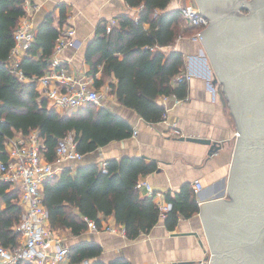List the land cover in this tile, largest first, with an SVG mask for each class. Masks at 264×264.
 <instances>
[{
    "label": "trees",
    "instance_id": "16d2710c",
    "mask_svg": "<svg viewBox=\"0 0 264 264\" xmlns=\"http://www.w3.org/2000/svg\"><path fill=\"white\" fill-rule=\"evenodd\" d=\"M133 9H140L139 18L123 14L118 24L107 33L98 30V37L90 45L87 61L91 74L101 68V86L114 76L112 94L123 107L134 110L143 120L156 124L165 120L167 111L159 104L161 97L184 99L187 96L186 63L184 54L172 49L180 37L195 36L200 30L189 27L179 10H170L173 0H125ZM22 0H0V149L5 150L9 140L26 138L37 131L45 145V159L54 164L58 142L72 135L78 150L87 156L114 141L132 137L131 125L107 108L90 105L74 115H61L50 109L38 92V82L48 69L49 60L61 29L49 18L37 29L34 45L21 59L20 70L25 80L13 72L15 33L25 15ZM65 20L62 15L61 23ZM184 23L186 25H184ZM171 48L165 53L160 49ZM222 87L219 93L222 96ZM85 158V157H84ZM0 154V161H7ZM75 162L71 167L43 185L44 205L48 211L51 229L70 232L78 237L88 231L85 219L100 228L102 220L114 217L123 226L128 240L149 235L160 221L173 232L181 219L199 215L200 206L191 185L179 193L167 195L171 210L165 219L160 217L153 197H142L136 188L146 176L156 172L154 163L141 158L124 157L98 163ZM66 165V164H65ZM23 210L19 193L9 184L0 183V243L7 249L21 244L17 231ZM70 264H107L101 260L103 249L95 243H81L71 247ZM19 264H33L23 261ZM108 264H130L117 260Z\"/></svg>",
    "mask_w": 264,
    "mask_h": 264
},
{
    "label": "crops",
    "instance_id": "0c3cea01",
    "mask_svg": "<svg viewBox=\"0 0 264 264\" xmlns=\"http://www.w3.org/2000/svg\"><path fill=\"white\" fill-rule=\"evenodd\" d=\"M182 1L183 5H187L186 0H173L170 10H179ZM34 2L38 6L34 16L36 31L49 18L58 29L66 26L75 30L76 40L81 47L70 48L62 55L72 77L79 81H92L94 87L105 95V101L98 109L107 108L112 111L126 120L137 133L128 139L114 141L99 148L85 156L82 164L98 163L101 166L108 160H119L124 157H136L143 159L147 164L154 163L157 167L156 172L141 181L149 183L152 187L156 195L154 198L156 204H167L169 193L174 196L184 186H193L197 181L203 187L202 191L196 194L200 213L202 204L210 203L213 199L233 201L229 195V187L238 130L219 93L223 84L212 85L217 74L204 40H196L195 36L180 37L172 47L184 54L186 72L191 76L187 85V96L180 100L175 97L159 98V104L167 111V118L160 123L152 124L143 120L134 110L119 104L116 96L112 94L111 86L118 84L114 76L107 78L103 85L97 86L96 81L102 78L101 68L93 75L91 64L87 61L89 47L98 37L100 28H107L111 21H117L123 14L138 19L141 10L131 8L125 0H34ZM62 15L65 16L63 23ZM160 50L167 53L171 48ZM18 52L20 59L27 55L23 51ZM57 113L74 115L77 112ZM182 138L211 140L222 143L223 148L210 157L209 146L181 140ZM75 164L66 163L63 168ZM139 193L142 197L146 196L144 190ZM200 213L189 220L181 219L173 232L168 231L164 222L160 221L149 235L133 241L121 233H110L106 230L107 226L124 228L117 225L114 217L102 220L99 231H93L88 226V231L78 237L66 231L57 233V236L69 249L81 243L98 244L103 249L101 260L107 264L117 260H126L130 264L184 262L209 264L205 258L210 252L208 245L210 238L203 215L200 216ZM192 233H196L197 237L189 235ZM67 264H70V261Z\"/></svg>",
    "mask_w": 264,
    "mask_h": 264
},
{
    "label": "water",
    "instance_id": "95a60500",
    "mask_svg": "<svg viewBox=\"0 0 264 264\" xmlns=\"http://www.w3.org/2000/svg\"><path fill=\"white\" fill-rule=\"evenodd\" d=\"M199 2L211 20L201 36L217 74L212 85L223 84L239 133L229 187L233 201L202 204L212 252L205 261L264 264V0ZM181 140L209 146L210 157L223 148L211 140Z\"/></svg>",
    "mask_w": 264,
    "mask_h": 264
},
{
    "label": "built area",
    "instance_id": "2783aa9c",
    "mask_svg": "<svg viewBox=\"0 0 264 264\" xmlns=\"http://www.w3.org/2000/svg\"><path fill=\"white\" fill-rule=\"evenodd\" d=\"M25 15L15 33V48L12 51L14 58L13 72L21 80H25L20 70L21 59L18 51H27L34 45L37 31L34 27V16L38 6L34 0H22ZM181 18L194 29L200 30L195 39L202 41L201 36L210 26L211 20L200 9L194 6L183 5L179 8ZM117 25L111 21L107 27L110 33ZM75 30L62 27L58 40L55 43L53 54L49 60L48 69L38 82V92L42 99H46L50 109L68 114L78 112L90 105L102 106L105 95L100 93L92 81H79L72 77L62 59L63 53L70 49H78L81 44L76 40ZM189 81L191 76L186 73L181 79ZM182 101H177L181 103ZM167 118V115L164 116ZM137 133L134 132V135ZM239 133H237L238 137ZM45 145L39 132L34 131L26 138H18L7 143L5 150L8 160L0 161V183L9 184L11 190L19 193V204L23 210L22 219L17 227L21 234V244L18 247L7 249L0 243V264H19L23 261L33 264H67L70 261V250L62 243L50 227L48 211L44 205L43 185L51 178L59 175L63 166L70 162H82L84 155L78 150L77 143L72 135L58 142L54 164L49 163L44 156ZM106 163L101 165L102 168ZM144 190L147 197L155 198V193L149 183L140 181L136 187ZM195 194L202 191L199 181L192 186ZM160 217L165 219L172 206L170 203H157ZM93 231H99L95 222L85 219ZM110 233H121L126 236L124 228L106 227ZM83 264H90L86 261Z\"/></svg>",
    "mask_w": 264,
    "mask_h": 264
},
{
    "label": "rangeland",
    "instance_id": "374dc122",
    "mask_svg": "<svg viewBox=\"0 0 264 264\" xmlns=\"http://www.w3.org/2000/svg\"><path fill=\"white\" fill-rule=\"evenodd\" d=\"M248 1H250V0H248ZM186 3H187V5L188 6H194L196 9H199V8H201V4H200V2H199V0H186ZM183 4H184V1H182L181 3H180V7L181 6H183ZM241 12H243L244 14H247L246 13V11L243 9V10H241ZM184 25H186L185 23H184ZM196 36V35H195ZM224 86L222 85V98L224 99V102L226 103V106H227V109H228V113L230 114V116H231V118H232V120L236 123V119H235V116H234V114H233V111H232V109H231V107H230V103H229V100H228V98H227V96H226V93L224 92ZM104 103V102H103ZM97 108L99 107V106H96ZM236 126H237V124H236ZM237 130H238V128H237ZM210 252L208 253V257L211 255V250H209ZM222 254V253H221Z\"/></svg>",
    "mask_w": 264,
    "mask_h": 264
},
{
    "label": "flooded vegetation",
    "instance_id": "af4514ba",
    "mask_svg": "<svg viewBox=\"0 0 264 264\" xmlns=\"http://www.w3.org/2000/svg\"><path fill=\"white\" fill-rule=\"evenodd\" d=\"M237 124V123H236Z\"/></svg>",
    "mask_w": 264,
    "mask_h": 264
}]
</instances>
